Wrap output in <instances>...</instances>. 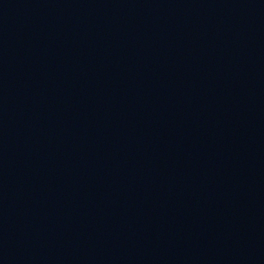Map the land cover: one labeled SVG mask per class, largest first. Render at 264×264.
Wrapping results in <instances>:
<instances>
[{"label":"water","instance_id":"1","mask_svg":"<svg viewBox=\"0 0 264 264\" xmlns=\"http://www.w3.org/2000/svg\"><path fill=\"white\" fill-rule=\"evenodd\" d=\"M0 264H264V0H0Z\"/></svg>","mask_w":264,"mask_h":264}]
</instances>
